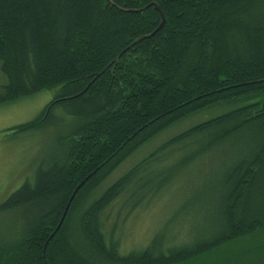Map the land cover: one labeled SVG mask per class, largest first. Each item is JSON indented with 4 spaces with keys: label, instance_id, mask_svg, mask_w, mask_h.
<instances>
[{
    "label": "trees",
    "instance_id": "obj_1",
    "mask_svg": "<svg viewBox=\"0 0 264 264\" xmlns=\"http://www.w3.org/2000/svg\"><path fill=\"white\" fill-rule=\"evenodd\" d=\"M0 71V104L56 93L13 129L40 128L56 108L69 116L55 157L0 204L20 218L0 236V264H264V242L219 255L264 237V0H0ZM208 110L221 111L96 194L134 151ZM218 158L216 187L193 199L204 226L178 245L162 231L119 252L104 227L111 202L128 195L133 208L180 169Z\"/></svg>",
    "mask_w": 264,
    "mask_h": 264
},
{
    "label": "rangeland",
    "instance_id": "obj_2",
    "mask_svg": "<svg viewBox=\"0 0 264 264\" xmlns=\"http://www.w3.org/2000/svg\"><path fill=\"white\" fill-rule=\"evenodd\" d=\"M5 81L0 71V91ZM55 94V90H45L12 103L0 104V204L25 181H32L36 170L55 157L62 131L61 122L69 119L64 110L54 109L53 119L40 128L22 131L13 129L35 119ZM220 111L208 110L186 118L146 142L100 184L96 194L101 193L164 141L198 122L217 115ZM176 157L174 156V159ZM219 164V158L210 159L180 169L179 173L158 192H146L142 201L133 208L137 201L133 198L130 202L128 195L126 198L125 195H121L111 202L104 212V227L107 234L111 232L118 240L119 252L125 254L140 250L153 236L162 231L165 234V245H178L188 241L192 229L204 226L206 212L202 211L200 200L193 199L206 197L207 193L216 187V183H212L209 178L213 174H219L221 171ZM160 169L161 166L156 163L150 166L152 173ZM151 186L153 188L155 184ZM181 207H185L184 213H178ZM19 220L17 212L0 213V236L9 237ZM262 242L264 237L259 236L256 241L232 244L218 253L220 256L225 254L233 256Z\"/></svg>",
    "mask_w": 264,
    "mask_h": 264
},
{
    "label": "water",
    "instance_id": "obj_3",
    "mask_svg": "<svg viewBox=\"0 0 264 264\" xmlns=\"http://www.w3.org/2000/svg\"><path fill=\"white\" fill-rule=\"evenodd\" d=\"M155 6V8L160 12V14H161V23H160V25L158 26V29L161 27V25H162V23H163V16H162V12L159 10V8L156 6V5H154ZM90 177V175H88L83 181H81L77 186H76V188L74 189V191H73V193H72V195L70 196V198H69V202H70V200L72 199V197L74 196V194L76 193V191L78 190V188L88 179ZM69 202H68V204H69ZM68 206V205H67ZM66 211V210H65ZM65 211H64V213H65ZM64 215V214H63ZM62 218H63V216H62ZM62 218L60 219V222H59V224L61 223V221H62ZM59 226V225H58Z\"/></svg>",
    "mask_w": 264,
    "mask_h": 264
}]
</instances>
